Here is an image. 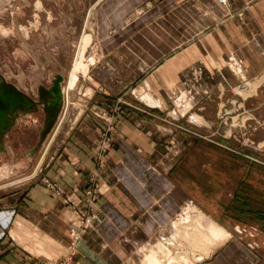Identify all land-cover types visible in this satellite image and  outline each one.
Listing matches in <instances>:
<instances>
[{
    "label": "crops",
    "instance_id": "1",
    "mask_svg": "<svg viewBox=\"0 0 264 264\" xmlns=\"http://www.w3.org/2000/svg\"><path fill=\"white\" fill-rule=\"evenodd\" d=\"M127 1L120 0V8L125 10ZM133 1L141 8L134 30L119 39V47H107L102 40V48L110 62L104 73L114 76L107 89L124 96L121 105H127L126 93L133 95L134 110L122 105L125 110L114 122L113 149L100 176L102 220L80 240L73 263L264 264V233L252 232L243 245L206 217L200 192L190 193L186 181L174 184V161L157 157L153 137L168 130L157 123L171 116L172 108L175 118L195 102H212L226 88L245 84L253 88L250 93L264 82V0ZM88 41L83 35L80 52ZM87 124L48 164V177L64 188L82 187L93 166L99 128ZM260 136L252 135V141L262 148L264 133ZM247 173L246 188L233 191L234 199L244 200L247 214L264 215V166L247 162ZM42 182L2 196L0 221L8 225L0 240V264L54 263L67 253L74 211ZM191 220L196 229L192 239L199 245H205L209 220L214 225L211 244L225 248L211 255L200 249L184 253ZM165 227L169 236L152 241Z\"/></svg>",
    "mask_w": 264,
    "mask_h": 264
},
{
    "label": "rangeland",
    "instance_id": "2",
    "mask_svg": "<svg viewBox=\"0 0 264 264\" xmlns=\"http://www.w3.org/2000/svg\"><path fill=\"white\" fill-rule=\"evenodd\" d=\"M120 7V0H0V75L6 83L36 103L39 91L51 85L56 75L63 78L60 84L63 102L57 120L35 154L29 155L28 150L38 140L43 120L38 104L25 114L17 110L21 113L20 119L5 138L6 152L0 153V200L12 191L27 189L41 180L63 206L74 211L68 229L67 253L54 263L41 264H74L78 243L102 220L98 207L100 176L106 157L113 149L112 128L116 117L125 110L122 105L134 110V96L126 93L127 105H121L119 100H124V96H113L107 89L114 76L108 71L104 73L110 62L109 56L103 53L102 40L107 47H119L123 43L119 44V39L134 30L133 20L141 9L134 7L133 0L126 2L125 10ZM83 35H87L89 41L80 52ZM93 58L94 64H90ZM252 89L245 84L226 88L221 96L213 97L212 102H195L184 112V117L176 113L172 118L175 112L172 108L171 116L168 113L162 116L164 121L158 118L160 124L157 123L167 125L168 130L153 136L158 144L157 157L174 161V184L186 181L190 193L200 192L199 201L205 216L228 229L243 245L252 232L264 233V215L247 214L244 200L234 199L232 194L246 188L247 162L264 166V147L252 141V135L261 137V132L264 133V82L248 93ZM84 123L99 128L91 159L93 166L82 187L64 188L48 177V164L66 142L74 141ZM104 132L108 146L100 155L99 141ZM181 171L187 176L182 177ZM87 191L93 195L89 196ZM240 200L243 205L237 210ZM177 216H173L174 219ZM86 219H90L87 227ZM7 223L3 225L0 221V240L5 237ZM207 223L205 245L192 239L196 229L192 220L188 223L191 238L184 253L192 254L200 249L211 255L214 250L219 253L225 248L211 244L214 225L209 220ZM72 230L78 233L77 239ZM168 230L169 227L155 232L152 241L169 236Z\"/></svg>",
    "mask_w": 264,
    "mask_h": 264
},
{
    "label": "water",
    "instance_id": "3",
    "mask_svg": "<svg viewBox=\"0 0 264 264\" xmlns=\"http://www.w3.org/2000/svg\"><path fill=\"white\" fill-rule=\"evenodd\" d=\"M62 80L61 75H56L51 85L39 91L38 100L34 103L23 93H20L13 86L6 83L5 79L0 75V153L6 152L5 138L10 132V129L14 128L15 123L20 119L21 113L25 114L30 109L34 110L38 104L43 111V120L38 132V140L28 150L29 155L35 154L40 142L57 120L58 112L63 102V89L60 85ZM52 91H54L53 93L58 92L59 98L58 102L56 104L54 103V105L50 104L53 102ZM17 110H21V113H18Z\"/></svg>",
    "mask_w": 264,
    "mask_h": 264
},
{
    "label": "built area",
    "instance_id": "4",
    "mask_svg": "<svg viewBox=\"0 0 264 264\" xmlns=\"http://www.w3.org/2000/svg\"><path fill=\"white\" fill-rule=\"evenodd\" d=\"M220 3H225V0H218ZM108 146V138H107V136H106V132H104L103 134H102V136L100 137V141H99V154L101 155L102 154V152H104V150L106 149V147ZM101 160V156H99V161ZM88 192V191H87ZM89 196L91 195H93V194H91L90 192H88L87 193ZM67 201V200H66ZM72 203V202H71ZM85 224H86V226L85 227H87L88 226V224L90 225V219H86L85 220ZM72 232H73V234L72 235H74L75 236V238L74 239H77L78 238V233H76V232H74V230H72ZM63 264H67V262H63Z\"/></svg>",
    "mask_w": 264,
    "mask_h": 264
},
{
    "label": "bare ground",
    "instance_id": "5",
    "mask_svg": "<svg viewBox=\"0 0 264 264\" xmlns=\"http://www.w3.org/2000/svg\"><path fill=\"white\" fill-rule=\"evenodd\" d=\"M71 82H72V77H73V74H74V69L73 70H71ZM68 83H69V81H68ZM70 84H68V86H69ZM69 89V88H68ZM54 91H52V101L53 102H51L50 104L51 105H54V103L56 104L57 102H58V92L57 93H53ZM55 101V102H54ZM20 161V160H19ZM12 163H14V162H12ZM20 163V162H19ZM5 164V163H4ZM8 168H10V167H8ZM16 168V167H15ZM8 174V173H7ZM10 217H8V219H9ZM224 234H225V232H224Z\"/></svg>",
    "mask_w": 264,
    "mask_h": 264
}]
</instances>
